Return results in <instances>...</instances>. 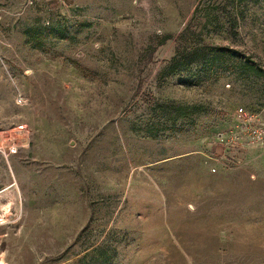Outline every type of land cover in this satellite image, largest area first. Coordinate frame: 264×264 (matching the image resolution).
Returning a JSON list of instances; mask_svg holds the SVG:
<instances>
[{"label": "rangeland", "instance_id": "obj_1", "mask_svg": "<svg viewBox=\"0 0 264 264\" xmlns=\"http://www.w3.org/2000/svg\"><path fill=\"white\" fill-rule=\"evenodd\" d=\"M188 26L242 57L172 69ZM238 108L264 121V0H0V264H264Z\"/></svg>", "mask_w": 264, "mask_h": 264}, {"label": "trees", "instance_id": "obj_2", "mask_svg": "<svg viewBox=\"0 0 264 264\" xmlns=\"http://www.w3.org/2000/svg\"><path fill=\"white\" fill-rule=\"evenodd\" d=\"M195 33L193 32L192 28L188 26L177 38L176 42L178 43V47L176 49V55L172 59V69L177 67L185 66V68L191 67L193 65H201L204 69H207L206 72H211L215 77L220 75V68L216 66L217 60H222L225 58L229 59H237L242 57V53L237 49H230L225 47H215L210 48L209 51L204 54L203 51L199 50V48H193L187 51V42ZM53 38L58 39H67L63 34L58 32L57 30H53L52 34H50ZM171 37H164L160 40L157 47H161L165 45L168 41H170ZM182 56V57H180ZM187 85V84H185ZM180 111L183 108H179ZM191 111V113L199 112L200 108L196 106L185 108ZM183 115V114H181Z\"/></svg>", "mask_w": 264, "mask_h": 264}, {"label": "built area", "instance_id": "obj_3", "mask_svg": "<svg viewBox=\"0 0 264 264\" xmlns=\"http://www.w3.org/2000/svg\"><path fill=\"white\" fill-rule=\"evenodd\" d=\"M60 7L69 0H54ZM227 146L242 149L246 146H264V121L256 112L238 108L234 112V125L226 138Z\"/></svg>", "mask_w": 264, "mask_h": 264}]
</instances>
